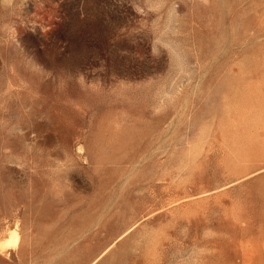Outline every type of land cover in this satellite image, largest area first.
Here are the masks:
<instances>
[{
	"label": "rangeland",
	"instance_id": "obj_1",
	"mask_svg": "<svg viewBox=\"0 0 264 264\" xmlns=\"http://www.w3.org/2000/svg\"><path fill=\"white\" fill-rule=\"evenodd\" d=\"M0 264H264V0H0Z\"/></svg>",
	"mask_w": 264,
	"mask_h": 264
},
{
	"label": "clouds",
	"instance_id": "obj_2",
	"mask_svg": "<svg viewBox=\"0 0 264 264\" xmlns=\"http://www.w3.org/2000/svg\"><path fill=\"white\" fill-rule=\"evenodd\" d=\"M177 9H178V5H176L174 9H171V14L176 17H179L180 14L178 13Z\"/></svg>",
	"mask_w": 264,
	"mask_h": 264
},
{
	"label": "bare ground",
	"instance_id": "obj_3",
	"mask_svg": "<svg viewBox=\"0 0 264 264\" xmlns=\"http://www.w3.org/2000/svg\"><path fill=\"white\" fill-rule=\"evenodd\" d=\"M14 232V231H13ZM15 233V232H14ZM13 233V234H14ZM16 238H17V236L16 235H12L9 239H8V244H9V242H11V241H14L15 242V240H16ZM18 240V239H17ZM14 246H15V244L13 243V242H11ZM10 243V246L12 245Z\"/></svg>",
	"mask_w": 264,
	"mask_h": 264
}]
</instances>
